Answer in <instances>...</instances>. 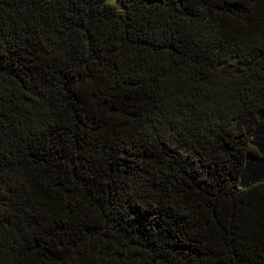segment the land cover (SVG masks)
Listing matches in <instances>:
<instances>
[{"label":"trees","instance_id":"obj_1","mask_svg":"<svg viewBox=\"0 0 264 264\" xmlns=\"http://www.w3.org/2000/svg\"><path fill=\"white\" fill-rule=\"evenodd\" d=\"M0 264H264V0H0Z\"/></svg>","mask_w":264,"mask_h":264}]
</instances>
